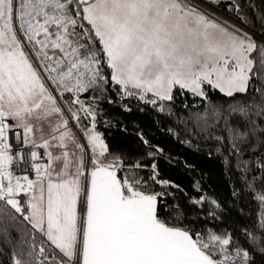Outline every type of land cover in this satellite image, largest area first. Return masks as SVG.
Listing matches in <instances>:
<instances>
[{"label": "snow or ice", "instance_id": "snow-or-ice-1", "mask_svg": "<svg viewBox=\"0 0 264 264\" xmlns=\"http://www.w3.org/2000/svg\"><path fill=\"white\" fill-rule=\"evenodd\" d=\"M234 10L248 22L239 4ZM258 36L193 0H0V219L18 215L31 226L27 250L13 264H248L247 251H229L230 234L179 226L183 211L162 199L175 185L156 180L155 163L150 179L162 191L147 187L138 175L141 160L162 149L152 151L143 133L137 135L149 148L146 157L118 177L126 157L109 150L96 130L95 104L80 97L118 85L121 100L135 98L165 113L175 89L207 99L210 86L234 101L227 116L213 111L216 122L223 117L227 137L212 138L225 165L227 148L239 167L240 145L264 137V29ZM10 132L20 145L15 156ZM37 149L47 163H37ZM17 158L30 163L34 179L14 174ZM193 188L200 191L199 182ZM258 198L264 201V193ZM190 203L207 204L212 218L223 210L207 194ZM246 235L264 245V234Z\"/></svg>", "mask_w": 264, "mask_h": 264}, {"label": "trees", "instance_id": "trees-1", "mask_svg": "<svg viewBox=\"0 0 264 264\" xmlns=\"http://www.w3.org/2000/svg\"><path fill=\"white\" fill-rule=\"evenodd\" d=\"M229 4L233 10L229 9ZM236 4H239L242 15L247 17V23L236 15ZM211 6L256 34L264 29V0H235L234 3L233 0H221L218 6ZM103 67L105 75L110 78V70ZM105 88L103 95L100 91L89 90L80 98L86 105L95 104L96 130L102 134L109 150L126 157L124 168L117 172L118 177L127 175L124 169L135 160L146 157L149 148L137 135L143 133L153 146L151 150L159 148L162 152L141 160L144 167L138 170V175L147 181L148 188L162 191L161 185L150 179L151 165L155 163L158 172L156 180H167L170 185L178 186L164 189L167 194L162 199L168 205H178L183 211L179 226L191 228L194 232L211 230L217 234H230L231 252L240 248L249 253L248 264H264V252L260 250L264 245L258 241L253 243L246 235V230L257 237L264 234V201L258 198L264 193V168L261 167L264 165V137L260 141L251 137L247 143L240 145L239 167L236 154L229 155L227 148L223 150L229 161L225 165L223 156L215 152L218 141L212 138L227 137L223 117L216 122L213 111L219 108L227 116L228 105L234 103L232 98L207 85L204 86L207 99L175 89L174 99L164 102L166 111L161 113L151 104L135 98L121 100L117 95L118 85L108 84ZM69 95L65 94L66 97ZM240 98L238 95L237 99ZM124 104L132 110L125 111ZM169 108L171 115L167 113ZM205 115L207 124L203 119ZM82 122L86 126L89 124L88 120ZM257 123H260L259 118ZM211 124L215 126L207 127ZM202 128L206 131H201ZM245 168L246 172L243 171ZM196 182H199L200 191L193 188ZM203 194L221 204L223 210L217 213L218 218L209 217L207 204L190 203L191 198L198 199ZM166 218L171 220V216ZM30 228L18 215L16 220L10 217L0 219V264H13V258H20L21 253L27 250L28 245L24 241L28 239Z\"/></svg>", "mask_w": 264, "mask_h": 264}, {"label": "built area", "instance_id": "built-area-1", "mask_svg": "<svg viewBox=\"0 0 264 264\" xmlns=\"http://www.w3.org/2000/svg\"><path fill=\"white\" fill-rule=\"evenodd\" d=\"M21 133H22V130H21ZM9 137H10V141L9 142L13 145L12 154L15 156L16 150L20 147V145H17L15 143V140L12 138V133L11 132L9 133ZM31 150L32 149H31L30 146L23 149V152L25 153V160H29V153H30ZM37 151L41 154V160L37 161V163H40V162L47 163L46 158L43 156L44 149H37ZM11 170L16 175H21L22 176L24 174H27L30 179H34L35 178V174H34L33 169L30 166V163H28V164L20 163L18 158L16 160H14V163L11 166Z\"/></svg>", "mask_w": 264, "mask_h": 264}, {"label": "crops", "instance_id": "crops-1", "mask_svg": "<svg viewBox=\"0 0 264 264\" xmlns=\"http://www.w3.org/2000/svg\"><path fill=\"white\" fill-rule=\"evenodd\" d=\"M193 2H194V3H200L202 7L207 8L209 11L215 13V15H216L217 17L220 16L221 18L226 19V20L229 21L230 23H232V24H234V25H236V26L238 25L237 27L240 26L239 23H237L236 21H233L232 19H230V17H228V16H226L225 14H223L222 12L218 11L217 9H215L214 7H212L211 5L205 3L204 0H193ZM221 18H220V19H221ZM241 27H242V25H241ZM69 126L72 127L73 131L76 132V134L79 136L80 131L75 127V123H74V121H71V120H70V121H69ZM81 141H82V140H81V138H80V142H81ZM81 143H82V142H81ZM86 149H87V148H86ZM89 155H90V152H89ZM117 175H118V173H117Z\"/></svg>", "mask_w": 264, "mask_h": 264}, {"label": "rangeland", "instance_id": "rangeland-1", "mask_svg": "<svg viewBox=\"0 0 264 264\" xmlns=\"http://www.w3.org/2000/svg\"><path fill=\"white\" fill-rule=\"evenodd\" d=\"M219 18H221L220 16H219ZM222 20H226V19H224V18H221ZM230 19H232V18H230ZM233 21H236V20H234V19H232ZM237 22V21H236ZM237 23H239V22H237ZM241 24V23H240ZM238 26V25H237ZM246 27V26H245ZM244 27V25L241 27V25L239 26V28H242L245 32H247V33H249V34H251L254 38H256L255 37V35L253 34V32L248 28H245ZM79 137L81 138V142H82V144H84L85 145V147L87 148V143H86V141H85V139H84V137H83V135H82V133L80 132V134H79ZM230 251V250H229ZM231 252V251H230ZM233 254H234V252H233Z\"/></svg>", "mask_w": 264, "mask_h": 264}, {"label": "water", "instance_id": "water-1", "mask_svg": "<svg viewBox=\"0 0 264 264\" xmlns=\"http://www.w3.org/2000/svg\"><path fill=\"white\" fill-rule=\"evenodd\" d=\"M252 31V30H251ZM253 32V31H252ZM253 34L255 35V37L256 38H258L259 39V36H258V34H256L255 32H253Z\"/></svg>", "mask_w": 264, "mask_h": 264}, {"label": "bare ground", "instance_id": "bare-ground-1", "mask_svg": "<svg viewBox=\"0 0 264 264\" xmlns=\"http://www.w3.org/2000/svg\"><path fill=\"white\" fill-rule=\"evenodd\" d=\"M21 218V217H20ZM22 219V218H21Z\"/></svg>", "mask_w": 264, "mask_h": 264}]
</instances>
